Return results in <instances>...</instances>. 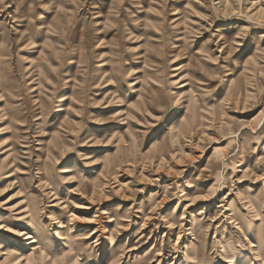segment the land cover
<instances>
[{"label":"rangeland","instance_id":"rangeland-1","mask_svg":"<svg viewBox=\"0 0 264 264\" xmlns=\"http://www.w3.org/2000/svg\"><path fill=\"white\" fill-rule=\"evenodd\" d=\"M21 209L46 264L58 227L76 264H264V0H0V220Z\"/></svg>","mask_w":264,"mask_h":264},{"label":"bare ground","instance_id":"bare-ground-1","mask_svg":"<svg viewBox=\"0 0 264 264\" xmlns=\"http://www.w3.org/2000/svg\"><path fill=\"white\" fill-rule=\"evenodd\" d=\"M225 43V42H224ZM223 43V44H224ZM251 59V58H250ZM247 60V59H246ZM249 65L251 64V62H248ZM223 68V67H222ZM228 72V71H227ZM231 73V72H230ZM193 83V82H192ZM202 84V83H201ZM204 84V83H203ZM200 86V85H198ZM195 88V87H194ZM206 88V87H205ZM193 89V88H192ZM193 96V95H192ZM186 102H188V107L192 108L195 105V101L193 103L192 100H187ZM192 116L189 117V120L192 122L193 118H191ZM221 117V116H220ZM189 120L187 123H189ZM174 134V133H173ZM170 141V139H169ZM208 162V161H207ZM108 163V162H107ZM202 171V168H201ZM78 185V184H76ZM40 187V186H39ZM87 187V186H86ZM78 187H76L77 190ZM81 188V187H80ZM79 189V188H78ZM80 190H77V192ZM89 191V190H88ZM70 192V191H69ZM194 204V203H193ZM62 205V204H61ZM81 206V205H80ZM188 206V205H187ZM22 211H18L14 214H12L13 218H11L10 222H3L0 220V231L2 233L5 234H10L12 237L11 240L9 241H4L5 239L0 236V260H5V261H9L8 255L12 252L11 250V245H9L10 243L14 246H16L18 243H23V245L25 247L29 246V257L35 259V264H46L48 262V257H49V253L47 252V247H41L37 242L40 241V243H43L45 245V242L43 240H41V236H42V232H39L38 229H36L33 226V221H34V216L33 213L35 212L34 209H21ZM238 211V210H237ZM236 211V214L238 215ZM31 213V214H30ZM60 213V212H59ZM74 215V214H71ZM123 215V214H122ZM66 217V216H65ZM123 217V216H122ZM246 218L247 216L243 215V216H239V223H240V227L244 229V235H248L250 232H252V230H248L247 229V225H246ZM73 219V218H72ZM116 217H112V216H108V220L107 222H112L113 220L115 221ZM70 220V219H69ZM250 220V219H249ZM61 219L56 220L55 219V223H60ZM54 222V221H53ZM63 223V221H62ZM61 223V224H62ZM170 223V222H169ZM168 223V225H169ZM181 223V222H180ZM60 224H57V226H59ZM74 227V226H73ZM120 227V225H119ZM72 228V227H71ZM202 228V226H201ZM58 231L57 233H54V237L57 239H63V246H64V250L60 251V256L62 257V259L60 260L59 264H76L75 260L73 259V256H70L68 252L69 250H66V246L68 243L69 238L67 237V234H69L68 228L66 227H58ZM65 232V233H64ZM71 232V231H70ZM44 233V232H43ZM258 233V232H256ZM96 234V230L93 229L89 235V237L86 238H92L93 240L91 241V243H94L93 246H97L98 243V237H94V235ZM197 234V233H196ZM260 234V233H259ZM61 235H65L63 237H59ZM139 235V234H138ZM66 238V239H65ZM135 238V237H134ZM103 239V238H102ZM256 241L257 244V249H261L264 246V242L261 240L262 238H260L258 235L256 237L253 238ZM28 240V241H27ZM249 240V239H248ZM18 241V242H17ZM27 241V242H26ZM140 241V240H139ZM139 241H134V244H139ZM57 242V241H55ZM136 242V243H135ZM3 243H5L4 245L6 246V248L3 250L2 247L4 246ZM4 246V247H5ZM46 246V245H45ZM53 247V246H52ZM58 247V245H56V248ZM73 249V248H72ZM120 251V250H119ZM77 252V251H76ZM112 252V251H110ZM187 252V251H186ZM161 253V252H160ZM146 254V253H145ZM144 254V255H145ZM19 255V254H18ZM150 255H153V258H155V253L151 252ZM20 256V255H19ZM159 257V256H158ZM14 259L16 257H13ZM20 258V257H19ZM112 258H114V255L111 254V258L109 260V262H107V264H113L114 260H112ZM21 260H25V258L22 256L20 258ZM151 259V260H152ZM154 260H157L156 258ZM4 261V262H5ZM158 262V260H157ZM187 262L186 264L189 263V261H185ZM34 264V263H33ZM193 264V263H192ZM197 264H200V262H197Z\"/></svg>","mask_w":264,"mask_h":264},{"label":"crops","instance_id":"crops-1","mask_svg":"<svg viewBox=\"0 0 264 264\" xmlns=\"http://www.w3.org/2000/svg\"><path fill=\"white\" fill-rule=\"evenodd\" d=\"M113 62V61H112ZM113 74H114V76L115 77H117V78H119V79H121L122 80V82H124V83H126V84H128V87L126 86V88H128V90H129V87L132 89L133 88V90H134V95L136 96V97H139V99L138 100H136L135 102H136V104H139V103H142V101L144 100V94H143V88H142V85L141 84H139L138 82V84H135V82L137 81H135V82H132V83H129V82H127V80H125V75L120 71V69L119 70H117L116 69V67H113V72H112ZM112 77V74L111 75H109V77ZM150 79H152V76L150 75ZM123 86V85H122ZM139 86V87H138ZM138 87V88H137ZM142 88V89H141ZM130 92V91H129ZM173 119H176V118H173ZM171 122V121H170ZM169 122V123H170ZM179 128V127H178ZM177 128V129H178Z\"/></svg>","mask_w":264,"mask_h":264}]
</instances>
